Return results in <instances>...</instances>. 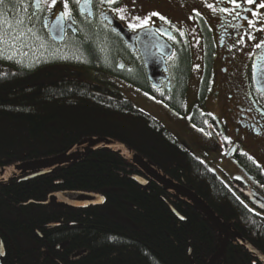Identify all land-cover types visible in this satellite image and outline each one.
<instances>
[{
  "label": "trees",
  "instance_id": "obj_1",
  "mask_svg": "<svg viewBox=\"0 0 264 264\" xmlns=\"http://www.w3.org/2000/svg\"><path fill=\"white\" fill-rule=\"evenodd\" d=\"M90 64L1 66L0 168L53 158L83 140H111L192 192L221 221L227 244L214 264H262L239 239L264 256V219L99 75L101 62ZM139 75L136 83L149 91ZM176 77L185 88L186 50ZM154 97L177 111V101ZM236 159L264 196L260 166L245 154ZM26 175L0 181V264H207L220 246L218 231L191 202L112 150L90 148L67 164ZM231 184L250 201L247 185ZM64 192L99 200L78 208L61 200Z\"/></svg>",
  "mask_w": 264,
  "mask_h": 264
},
{
  "label": "flooded vegetation",
  "instance_id": "obj_2",
  "mask_svg": "<svg viewBox=\"0 0 264 264\" xmlns=\"http://www.w3.org/2000/svg\"><path fill=\"white\" fill-rule=\"evenodd\" d=\"M51 2L41 0L37 6L36 0H4L23 12L25 25L29 24L48 48H60L68 55L63 63L89 66L96 60L103 64L95 66L99 75L128 71V78L135 83L141 73L148 84L147 93L152 90L178 102L177 111L171 110L178 119L185 116L189 124L201 129V143L206 133L219 134L229 145V154L236 158L244 153L239 152L234 136L243 129L255 134L264 150V0H57L54 7H49ZM118 26L130 34L129 42ZM142 29L152 30L156 41L169 46L168 52L153 45L151 53L161 62L157 84L150 81L138 49L135 34ZM194 44L200 59L197 100L187 104L188 81L185 88L178 87L176 73L186 50L190 75ZM111 49L115 55L110 57ZM106 63H114V68ZM227 103L230 110L221 107ZM206 105L213 115L202 110ZM29 173L24 178L33 174ZM249 188V202L264 210L252 199L257 196L264 200V196L253 186ZM3 254L0 244V257Z\"/></svg>",
  "mask_w": 264,
  "mask_h": 264
},
{
  "label": "rangeland",
  "instance_id": "obj_3",
  "mask_svg": "<svg viewBox=\"0 0 264 264\" xmlns=\"http://www.w3.org/2000/svg\"><path fill=\"white\" fill-rule=\"evenodd\" d=\"M25 16L16 5L0 4V71L1 66L33 67L42 63H63L68 55L61 52V49L54 50L48 48L34 33L29 24L24 23ZM22 21V23H20ZM15 37V39H13ZM193 57L191 54V71L188 78L185 100L187 104L195 103L197 100V86L200 71L199 55H196L197 46L192 45ZM65 49V48H64ZM60 51V52H59ZM11 55L12 59H7ZM79 62V59H73ZM114 68V63L110 69ZM111 71V70H110ZM128 71L125 74H117L115 71L103 75L112 87L124 98L140 111L146 113L159 122L177 141L184 144L190 153L229 188L231 191L253 212L264 217V210L253 206L247 202L241 194L232 186L231 180L242 181L249 187L253 186V181L239 161L229 154V145L224 143V139L219 135L206 133L204 143L198 136L201 129L189 124L185 116H179L167 107L160 99L149 94L134 81L128 78ZM220 106V104H219ZM202 107L206 113H210V108ZM224 110L231 108L230 104L221 106ZM216 112V110L214 109ZM231 117V112H228ZM213 115V114H212ZM228 128L233 131L234 126L228 121ZM241 129L238 136H234L239 141V152L244 153L254 160L264 172V150L260 148L255 134ZM214 144V145H211Z\"/></svg>",
  "mask_w": 264,
  "mask_h": 264
},
{
  "label": "water",
  "instance_id": "obj_4",
  "mask_svg": "<svg viewBox=\"0 0 264 264\" xmlns=\"http://www.w3.org/2000/svg\"><path fill=\"white\" fill-rule=\"evenodd\" d=\"M117 28L123 39L129 42L130 34L127 32V30L123 29L121 26H118ZM135 35L138 37L139 40L138 49L142 56L144 64L147 67L149 79L150 81L157 84L158 79H160V77H158V74L161 72V62L159 59L154 57L153 53H151L153 51V45H158L163 50H167L168 52L170 51L169 46L167 47L165 44L156 41L154 38V33L150 29H142ZM94 147L106 148L120 154L121 156L129 160L132 164L137 166L142 172L146 174V176H148L156 184L162 186L170 192L180 195L184 199L191 202L201 212V214L206 218V220L216 228L219 233L220 246L216 253L210 258L207 264H214L216 262V260L224 251L227 244V230L225 226L221 223V221L211 212V210L203 203V201L197 196H195L192 192H189L185 188L168 180L167 178L154 171L138 155H136L131 150L119 143L106 139L83 140L70 147L64 153L53 158L34 162L17 163L1 167L0 181L15 176L23 175L29 172H33L32 175L25 177L24 179L31 178L33 176L38 175L43 170L67 164L72 159L76 158L88 149ZM60 198L66 204L75 207H86L87 204L95 203L99 200L98 196L79 192H64L60 194ZM252 199L255 204H259L261 208L264 209V200L257 196H253ZM239 242L248 252H250L262 264H264V256L261 253H259L256 249H254V247H252L243 239L240 238Z\"/></svg>",
  "mask_w": 264,
  "mask_h": 264
},
{
  "label": "snow or ice",
  "instance_id": "obj_5",
  "mask_svg": "<svg viewBox=\"0 0 264 264\" xmlns=\"http://www.w3.org/2000/svg\"><path fill=\"white\" fill-rule=\"evenodd\" d=\"M41 0H36V3H37V6H39ZM57 0H52L51 4L49 5V7H54L55 4H56ZM109 2H113V0H109ZM233 2H235V0H233ZM249 2H251V0H249ZM4 3V0H0V4H3ZM21 3H23V0H21ZM65 9H67V3L65 2V5H64ZM65 15H68V12L66 11L65 12ZM22 23V21L20 22ZM13 39H15V37H13ZM13 57L11 55H9L7 57V59H12Z\"/></svg>",
  "mask_w": 264,
  "mask_h": 264
}]
</instances>
